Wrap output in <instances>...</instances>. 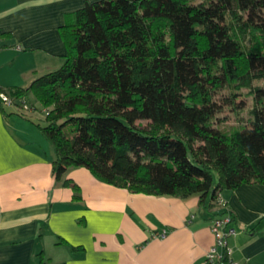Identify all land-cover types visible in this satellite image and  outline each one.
<instances>
[{
	"label": "trees",
	"instance_id": "obj_1",
	"mask_svg": "<svg viewBox=\"0 0 264 264\" xmlns=\"http://www.w3.org/2000/svg\"><path fill=\"white\" fill-rule=\"evenodd\" d=\"M73 17L59 29V68L0 87L3 111L4 97L28 92L43 106L35 125L54 146L57 179L84 167L132 193L197 195L208 208L223 191L264 184V0H95ZM241 88L248 122L226 131L217 115Z\"/></svg>",
	"mask_w": 264,
	"mask_h": 264
},
{
	"label": "crops",
	"instance_id": "obj_2",
	"mask_svg": "<svg viewBox=\"0 0 264 264\" xmlns=\"http://www.w3.org/2000/svg\"><path fill=\"white\" fill-rule=\"evenodd\" d=\"M91 1L0 0V87L24 88L59 68L66 54L59 29ZM3 107L0 264H204L210 223L223 209L235 218L237 234L227 240L234 261L264 264V224L255 229L264 222L263 183L223 191L208 208L197 195L132 193L84 167L57 179L52 143L16 107ZM66 179L79 186V199Z\"/></svg>",
	"mask_w": 264,
	"mask_h": 264
},
{
	"label": "rangeland",
	"instance_id": "obj_3",
	"mask_svg": "<svg viewBox=\"0 0 264 264\" xmlns=\"http://www.w3.org/2000/svg\"><path fill=\"white\" fill-rule=\"evenodd\" d=\"M198 2L200 0H193ZM229 90H223L220 98H224L229 94ZM235 102L234 105H224L222 110L218 113L219 118L217 124L221 126L226 131H230L240 124L247 123L249 117V110L252 106V96L247 88H241L234 92ZM21 98L14 100L11 104L4 103L6 108L16 107V112L22 118H25L34 124L41 123L45 124V114L43 111V106L33 95V93L23 96ZM220 99V101H221ZM235 106V107H234ZM36 122V123H35ZM136 123L141 126H146L148 124L147 120L136 119ZM210 197H208L209 199Z\"/></svg>",
	"mask_w": 264,
	"mask_h": 264
},
{
	"label": "built area",
	"instance_id": "obj_4",
	"mask_svg": "<svg viewBox=\"0 0 264 264\" xmlns=\"http://www.w3.org/2000/svg\"><path fill=\"white\" fill-rule=\"evenodd\" d=\"M4 102L11 104L13 101L10 97H4ZM216 200L218 204L222 202L220 194H217ZM210 229L214 235V243L205 253L204 264H238L232 258V249L227 242L229 237L237 234L229 211L221 216L216 215L210 223Z\"/></svg>",
	"mask_w": 264,
	"mask_h": 264
}]
</instances>
